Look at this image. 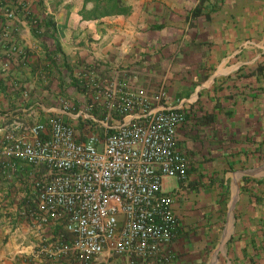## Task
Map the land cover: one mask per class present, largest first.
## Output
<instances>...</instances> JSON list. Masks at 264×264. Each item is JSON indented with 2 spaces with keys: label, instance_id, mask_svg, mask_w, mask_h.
<instances>
[{
  "label": "crops",
  "instance_id": "1",
  "mask_svg": "<svg viewBox=\"0 0 264 264\" xmlns=\"http://www.w3.org/2000/svg\"><path fill=\"white\" fill-rule=\"evenodd\" d=\"M111 1L21 0L3 19L0 133L68 118L58 99L75 109L89 100L84 71L148 93L162 84L165 104L184 114L175 145L185 177L162 184L173 264H264V0ZM5 171L0 264H80L57 249L62 225L38 207L29 169ZM86 264L137 261L104 251Z\"/></svg>",
  "mask_w": 264,
  "mask_h": 264
},
{
  "label": "built area",
  "instance_id": "2",
  "mask_svg": "<svg viewBox=\"0 0 264 264\" xmlns=\"http://www.w3.org/2000/svg\"><path fill=\"white\" fill-rule=\"evenodd\" d=\"M21 5V0H0V42L7 33L3 19H13ZM10 53L25 57L19 46L12 45ZM6 57L0 70L9 66ZM83 78L86 103L70 113L72 103L61 96L58 101L68 118L91 119L100 132L80 135L73 120L58 114L29 123L22 132L4 131L0 174L6 176V167L15 162L29 169L38 207L62 225L60 253L74 251L90 261L105 251L137 264H173L176 219L162 184L167 177H185L186 159L175 145L184 114L165 104L162 84L148 93L88 71ZM93 105L102 107L101 119L91 113Z\"/></svg>",
  "mask_w": 264,
  "mask_h": 264
},
{
  "label": "trees",
  "instance_id": "3",
  "mask_svg": "<svg viewBox=\"0 0 264 264\" xmlns=\"http://www.w3.org/2000/svg\"><path fill=\"white\" fill-rule=\"evenodd\" d=\"M110 8L118 9V6L115 1L113 0L111 1ZM74 110L75 109H73V111ZM91 113L94 115V117L99 118V119H101L104 116V113L102 112V107L100 105H93L91 108ZM116 116L118 119H121L120 117L121 115H116ZM65 120L71 121L67 117ZM73 126L80 135H83L85 132H88V131L100 132V127L98 126L96 122L92 121L91 119L82 118L80 116L73 119ZM81 262L87 263L88 261L81 260Z\"/></svg>",
  "mask_w": 264,
  "mask_h": 264
},
{
  "label": "rangeland",
  "instance_id": "4",
  "mask_svg": "<svg viewBox=\"0 0 264 264\" xmlns=\"http://www.w3.org/2000/svg\"><path fill=\"white\" fill-rule=\"evenodd\" d=\"M64 96H65V95H64ZM65 98H66L68 101L71 102L70 99H72V98H71L70 96L66 95ZM84 101H85L84 103L87 102L86 99H85ZM71 103H72V102H71ZM81 106H82V105H81ZM81 106H79V107H81ZM72 107H73V104H72ZM73 109H75V107L72 108V110L70 111V113H73V112H75V111L77 110V109H75V110L73 111ZM68 119L73 120V119H71V118H68ZM79 259H80V264H86V263H84V262H81V258H80V256H79Z\"/></svg>",
  "mask_w": 264,
  "mask_h": 264
}]
</instances>
